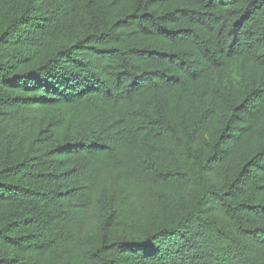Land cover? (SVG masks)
Wrapping results in <instances>:
<instances>
[{"label": "trees", "instance_id": "1", "mask_svg": "<svg viewBox=\"0 0 264 264\" xmlns=\"http://www.w3.org/2000/svg\"><path fill=\"white\" fill-rule=\"evenodd\" d=\"M0 264H264V0H0Z\"/></svg>", "mask_w": 264, "mask_h": 264}]
</instances>
